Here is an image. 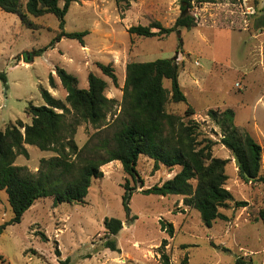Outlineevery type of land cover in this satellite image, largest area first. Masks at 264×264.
<instances>
[{
	"label": "rangeland",
	"instance_id": "1",
	"mask_svg": "<svg viewBox=\"0 0 264 264\" xmlns=\"http://www.w3.org/2000/svg\"><path fill=\"white\" fill-rule=\"evenodd\" d=\"M119 2L75 0L65 16L64 30L88 31L84 44L62 39L39 55L35 52L47 46L59 31L56 17L31 18L41 27L31 30L23 27L15 14L0 10V74L6 77V84L0 79V130L17 119L30 123L25 113L28 104H44L39 85L64 101L66 93L55 76V67L75 76L81 89L87 88L89 72L103 78L108 83L106 96L119 104L127 63L173 58L182 65L179 85L187 104L168 103L167 111L183 115L190 105L195 110L192 119L200 124L202 133L218 141L220 130L206 112L232 109L235 125L262 148L260 175L264 177V28L256 25L264 0H193L191 12L199 21L196 28L153 38L130 36L127 31L131 26L154 22L172 26L180 14V0ZM97 63L112 65L117 86L101 73ZM50 74L56 82L54 89L48 84ZM163 86L169 89L170 83L165 80ZM118 112L119 107H115L107 116L108 126L90 145L112 136ZM94 132L90 124L78 127L74 137L77 147L81 149ZM25 148L28 158L18 156L15 165L32 173L38 170L40 159L55 156L34 146ZM212 154L228 160L225 188L233 202L248 203L236 209L230 202L228 209H220L227 220H217L207 228L196 210L183 205L182 197L139 193L172 178L179 170L161 166L152 172L153 161L145 156H140L137 164L143 187L135 185L137 191L130 199L128 214L122 205V185L125 179L130 186L134 182L114 161L101 167V179L92 180L85 205L53 206L52 198L40 199L19 224L7 226L0 235V264H60L66 258L69 264H165L162 252L168 264H236L237 259L245 264H264V222L259 217L264 211V184L243 180L232 153L222 145L216 144ZM11 217L7 195L0 191V226ZM105 218L122 222L120 232L107 237L116 242L119 252L104 248ZM160 220L173 225V237L161 230ZM39 232L48 242L41 241ZM164 239L167 245L161 251ZM57 246L59 257L54 254Z\"/></svg>",
	"mask_w": 264,
	"mask_h": 264
},
{
	"label": "trees",
	"instance_id": "2",
	"mask_svg": "<svg viewBox=\"0 0 264 264\" xmlns=\"http://www.w3.org/2000/svg\"><path fill=\"white\" fill-rule=\"evenodd\" d=\"M74 1L27 0L23 5L22 0H0V10L15 14L21 25L31 30L41 28L31 18L49 14L56 17L59 31L47 46L35 52L39 55L62 39L84 44L83 38L88 31L69 33L64 30L65 16ZM192 1L180 0V14L170 27L154 22L148 26H131L127 32L130 36L153 38L178 34L181 29H194L199 21L191 12ZM119 3L116 0V4ZM258 13L256 25L262 29L264 5ZM97 66L117 86L112 65L97 63ZM181 71V63L173 58L127 63L122 99L117 104L115 99L106 96L108 83L103 78L89 72L87 88L81 89L75 76L63 68L55 67V76L66 93L64 101L56 99L45 87L39 85L38 91L44 104H28L25 113L30 123L17 119L14 124L9 123L3 131L0 130V191H5L12 211L10 220L0 226V235L7 226L19 224L24 213L37 200L52 198L53 206L61 203L85 205L92 180L101 179V167L114 161L121 164L124 173L134 182L130 186L129 180L125 179L122 185V205L129 214L130 199L137 191L135 185L139 183L140 188L143 187V179L137 171L140 156L153 161L152 172L158 171L161 166L168 170H179L172 178L141 189L139 193L182 197L183 205L196 210L207 228L217 220H227L220 209H228L230 202L234 201L230 191L225 188L228 160L214 157L212 148L220 144L232 154L235 153L240 161L238 170L242 179L249 181V177L250 181L264 184V177L260 175L262 148L246 130L235 125V114L230 108L222 111L208 109L206 112V116L220 130L221 138L218 141L202 133L200 124L192 119L195 110L190 105H187L183 115L169 113L166 109L168 103L187 104L179 85ZM0 79L6 84L5 74L1 73ZM165 80L170 83L169 89L163 86ZM48 84L52 89L56 88L52 74L48 76ZM115 107H119V112L113 119L116 129L112 136L90 145L100 130L108 126L107 116ZM83 124H90L95 132L79 149L74 137L77 128ZM25 145L52 152L55 156L40 159L38 170L32 173L24 166L15 165L18 156L28 158ZM233 203L236 209L248 205L246 201ZM259 217L264 222V211H260ZM159 224L163 232L173 237L174 228L171 223L160 220ZM103 225L106 238L117 235L123 228L122 222L115 218H105ZM37 234L42 242H48L44 233ZM166 245L167 240H162L159 250H164ZM104 248L119 252L116 242L108 238ZM54 254L60 256L58 246ZM161 257L168 264L164 252ZM59 263L69 264V258ZM236 264L245 262L237 259Z\"/></svg>",
	"mask_w": 264,
	"mask_h": 264
},
{
	"label": "water",
	"instance_id": "3",
	"mask_svg": "<svg viewBox=\"0 0 264 264\" xmlns=\"http://www.w3.org/2000/svg\"><path fill=\"white\" fill-rule=\"evenodd\" d=\"M232 155H233V159H234L235 165H236L237 167H239V166H240V161H239L237 155H236L235 153H233ZM246 177H247V176H246ZM247 178L251 180V178H249V177H247Z\"/></svg>",
	"mask_w": 264,
	"mask_h": 264
},
{
	"label": "built area",
	"instance_id": "4",
	"mask_svg": "<svg viewBox=\"0 0 264 264\" xmlns=\"http://www.w3.org/2000/svg\"><path fill=\"white\" fill-rule=\"evenodd\" d=\"M196 65H199V64L196 62Z\"/></svg>",
	"mask_w": 264,
	"mask_h": 264
}]
</instances>
